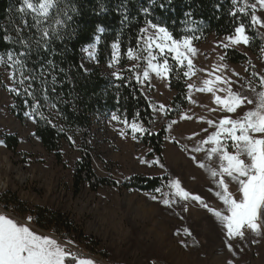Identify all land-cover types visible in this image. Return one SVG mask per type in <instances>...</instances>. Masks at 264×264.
<instances>
[{
	"label": "rangeland",
	"instance_id": "rangeland-1",
	"mask_svg": "<svg viewBox=\"0 0 264 264\" xmlns=\"http://www.w3.org/2000/svg\"><path fill=\"white\" fill-rule=\"evenodd\" d=\"M253 11L257 18L254 25L264 35V5L259 0H253ZM152 31L149 29V33ZM235 36L236 33L221 38L211 36L206 40L192 38L191 46L195 51L186 55L192 60L188 85L193 87L191 90L188 88V106L178 113L172 108L174 92L169 86V76L162 79L150 73L148 80L140 76L139 84L151 104L156 129L164 127L166 130L161 158L142 144L145 132H137L133 138L131 124L144 127L140 122L128 121L112 113L103 118L97 117L92 128L93 166L97 176L119 183L134 176L150 179L166 176L169 180H179L181 187L191 195H199L207 207L191 199L180 200L172 195L175 190L169 187L151 193L111 187L93 192L84 185L76 195L73 174L81 158L78 138L63 143L62 163H58L54 154L43 148L35 136L33 118L27 114L25 122H21L12 112L14 102L9 88H15L16 82L9 78L13 69L7 66L6 59L0 66V196H4L0 205L11 204L15 195L23 204L19 209L23 220L18 222H25L31 216L28 213L39 210H53L66 215L73 227L85 236L83 240L72 236V241L98 261H93L94 264H264V217L258 221V232L245 226L242 229L243 238H229L227 229L208 210L211 208L227 214L226 207L216 195L220 191L217 186L220 177H212L209 170H219L218 158L213 156L210 160L207 150L211 145H201V141L216 129L204 121L210 119L218 123L224 116L238 118L255 105L246 104L237 113L229 114L214 103L211 93L197 89L204 87V80L220 76L231 83L218 85L219 88L231 87L235 92L250 88L255 89V92L250 90L253 93L264 91L261 86L264 80V48L254 54L248 49L249 40L247 45L243 42L231 44L228 38ZM86 48L88 50L82 52L81 64L84 71L90 73L99 67L97 44L94 49ZM227 50L245 54L249 62H227ZM90 53L94 58L90 57ZM173 56L174 53H168L161 58V62L162 59H167L169 64L175 62ZM141 61L143 59H129L125 70L134 71ZM144 64L146 67L145 60ZM184 67L187 71V61ZM101 69L104 75L114 79H117L114 74L122 77L125 71L120 67L118 55ZM217 94L221 97L227 95L224 91ZM113 114L119 120L112 119ZM185 116L188 118L185 119ZM206 128L207 132L204 131ZM7 136L19 140V147L14 152L5 144ZM198 145L202 150L194 152ZM157 160L159 163H152ZM200 164L205 167H200ZM229 180L226 178V182ZM229 192L234 198H240L235 182L229 183ZM163 193L170 195L165 197ZM152 195L156 196V200L151 199ZM164 198L176 202L168 207L160 202ZM178 201L186 206L184 217L178 211ZM185 229L191 235L185 234Z\"/></svg>",
	"mask_w": 264,
	"mask_h": 264
},
{
	"label": "trees",
	"instance_id": "trees-1",
	"mask_svg": "<svg viewBox=\"0 0 264 264\" xmlns=\"http://www.w3.org/2000/svg\"><path fill=\"white\" fill-rule=\"evenodd\" d=\"M37 2V0H33ZM22 6V0H0V53H7L11 49L18 58L25 60L27 67H37L32 61L36 60L33 53L31 59L19 56V53L27 51L19 43H8L3 37L11 36L17 39L15 29L20 27L25 38L29 36L32 43L41 35L34 27L24 28V20L29 26L33 21L34 13L21 14L18 9ZM148 11L145 12L144 10ZM65 13L67 15H65ZM253 0H60L56 9L51 10L50 18L42 27H56L62 39L53 38L50 48L55 49V54L48 55L41 51L44 59H52L57 67L53 70L56 75V83H51V76H47L49 99H41L39 83L33 84L35 96L42 105L38 112L33 113V100L24 92L27 86L19 83V73L16 74L17 95L11 92L14 102L13 114L21 122H25V115H29L35 122V136L43 148L54 154L58 163H62V145L70 143L75 137L80 142L81 158L77 163L73 174V189L78 195L84 185L93 192L101 188L111 187L122 190H141L143 192H155L156 188H167L168 177L147 178L134 176L123 183L111 178H101L96 175L93 166V142L92 128L97 117L103 118L112 113L125 118L128 121L140 122L146 129L141 138L143 145L151 149L152 153L162 157L164 141L166 138L165 128L156 129L155 118L150 102L143 94L137 73L142 75L145 68L144 60L134 71L125 70L129 64L127 51L129 48L140 52L143 47L137 46L140 30L147 26V22L166 27L174 39L182 40L184 37H198L206 40L211 36L217 38L233 36L236 28L244 25V32L249 40L248 49L258 54L264 48V35L255 27L252 17ZM71 17V19H68ZM59 18L63 21L62 26L55 25L54 21ZM103 28L100 32L98 29ZM99 36L97 44V62L99 67L87 73L82 66L83 49L96 43L95 37ZM118 43L115 50L119 57L120 67L125 70L120 79L109 78L104 75L101 67L113 60L111 45ZM141 55L143 56L144 53ZM225 60L231 64L249 62L245 54L235 50L225 52ZM173 71L169 74V86L174 92L172 108L177 113L185 109L189 104L188 78L183 76L185 67H180L171 61ZM63 69V71H61ZM25 75H28L25 72ZM55 88V91L52 89ZM33 89H29L32 91ZM244 95L256 99V93L243 89ZM56 107H50L51 104ZM39 112L44 114L41 118ZM5 144L10 151L19 147L17 137L7 136ZM4 196H0V202ZM20 209L23 204L14 195L11 204ZM177 208L181 216H185V204L177 202ZM31 214L32 225L51 232L54 236L64 233L70 238L76 236L83 240L84 234L70 222L69 218L53 210H39ZM81 258V256H77ZM75 264V262H73Z\"/></svg>",
	"mask_w": 264,
	"mask_h": 264
},
{
	"label": "snow or ice",
	"instance_id": "snow-or-ice-1",
	"mask_svg": "<svg viewBox=\"0 0 264 264\" xmlns=\"http://www.w3.org/2000/svg\"><path fill=\"white\" fill-rule=\"evenodd\" d=\"M235 2V0H234ZM264 5V0H259ZM60 0H22V6L18 9L21 14L34 13V23L29 26L27 20H24L22 15L21 19L24 21V28L34 27L41 35L35 39L32 43V37L25 38L22 35V29L17 27L15 29L17 33V39H13L11 36L5 35L3 39L8 43H19L27 51L19 53V56L31 59L33 53L36 55V60L32 61L37 65L35 69L27 67L26 61L18 58L17 54L11 49L7 53H0V66L4 65L5 59L8 62L7 66L13 71L10 73L9 78L16 82V74L19 73L21 86H24L27 81V86L24 87V92L32 98V111L38 112L42 106L37 97L35 96V89H33L34 83H39L40 91L43 93L41 99L47 102L48 89L46 87L48 80L47 76H51V83L55 85L56 75L53 70L57 67L52 59H44L41 56V51L48 55L55 54V49L50 48V44L55 39H62L60 33L56 27L48 26L42 27L44 22L50 18L51 10L56 9ZM145 12L148 10L145 9ZM65 15H67L65 13ZM71 19V17H68ZM253 22L257 21L255 16L252 17ZM55 25L62 26L63 21L56 18ZM147 28L140 30L137 46L140 47L141 42L143 47L138 52L136 49L129 48L127 51V57L130 60H145L146 67L142 70V76L144 80H148L150 73H155L159 78H167L173 71L167 59L165 57L168 53H174L173 59L180 67L185 66L187 61V71L183 72V76L190 78L192 74V60L188 58L186 53L194 52L192 48V38L184 37L182 40L173 39L172 33L164 26L147 22ZM264 26V25H262ZM149 29H152L149 33ZM103 32V28L98 29ZM235 38L229 37L231 44H240L243 42L245 45L248 43V37L244 32V25H241L235 30ZM96 44L99 43L100 37H95ZM96 44H91L89 48H95ZM113 51V59H116V52L119 48L118 43L111 45ZM227 47V45H225ZM87 51L88 48L83 49ZM158 50V51H157ZM142 53H146V56H142ZM94 58L93 53L89 54ZM111 66V65H110ZM82 67V66H81ZM63 71V69H61ZM25 72L28 75H25ZM118 79L121 77L119 74H114ZM137 82H140V74L137 73ZM231 81L222 79L220 76H216L211 80H204V87L197 89L200 92L211 93L214 97V103L223 109L224 112L229 114L237 113L238 109L247 105H255L251 110H246L238 118H231L224 116L219 119L218 123L213 120H206L205 123L209 127H214L216 130L207 136L205 140L201 141V145H211L207 150L208 157L211 160L213 156L218 158L219 170H210L212 177L219 176L218 187L220 191L216 193L217 197L223 202L227 209V214H222L219 211L209 208L208 210L217 218L221 225L227 229V236L229 238L240 237L243 238L242 229L246 226L253 232H258L260 225L258 221L264 217V91L256 93V99L244 95L242 92H235L231 87L219 88L218 85L230 84ZM261 86L264 87V80L261 81ZM192 85H188L189 90L192 89ZM29 89H33L30 91ZM249 90L255 92V89ZM9 91L15 92L16 88H9ZM55 91V88L52 89ZM224 91L227 93L225 97H221L217 93ZM50 107L55 108L53 103ZM163 109V106H161ZM215 111V109H213ZM32 113H29L31 115ZM41 118H44V114L39 112ZM185 119L188 117L185 116ZM112 119L119 120V117L113 114ZM127 124V121H123ZM131 131L133 138L135 133L147 132L148 129L138 125L136 123L131 124ZM205 132L208 129H204ZM123 135V133H121ZM34 135V134H33ZM230 142V143H229ZM200 145L193 149L194 152L201 151ZM195 159V158H194ZM142 163H147L142 161ZM153 164L159 163V161H153ZM200 167H205L204 164H200ZM163 167V165H161ZM226 178H230L226 182ZM235 182L238 185V191L240 198H234L229 192V183ZM170 189H174L172 195L179 197L180 200L186 201L188 199L199 202L202 206L207 207L202 198L199 195H191L188 191H185L179 180L170 179L166 185ZM156 192H160V188L155 189ZM165 197H168L169 193H163ZM152 200H156V196H151ZM165 206L171 207L175 200H169L164 198L160 201ZM32 217L26 218L27 223L18 222L14 218H10L7 215L0 214V264H94L93 261L79 259L76 254L72 253L64 247L57 239L49 236L37 234L34 230L27 226L31 223ZM185 234L191 235L187 229ZM71 243V241H68ZM231 247V246H229Z\"/></svg>",
	"mask_w": 264,
	"mask_h": 264
},
{
	"label": "built area",
	"instance_id": "built-area-1",
	"mask_svg": "<svg viewBox=\"0 0 264 264\" xmlns=\"http://www.w3.org/2000/svg\"><path fill=\"white\" fill-rule=\"evenodd\" d=\"M0 212L9 216L10 218H14L16 220L22 221L23 217L21 214H19V208L17 209H9L6 205H0ZM55 239H57L61 244H63L67 249L69 248L70 250L81 253L80 249L77 248L75 243L72 241V239L67 236L64 233H59L56 235ZM68 241H71V243H68ZM158 264V263H156Z\"/></svg>",
	"mask_w": 264,
	"mask_h": 264
},
{
	"label": "crops",
	"instance_id": "crops-1",
	"mask_svg": "<svg viewBox=\"0 0 264 264\" xmlns=\"http://www.w3.org/2000/svg\"><path fill=\"white\" fill-rule=\"evenodd\" d=\"M25 223H27V221H25ZM27 226H30V228H31L32 230H34L37 234L44 235V236H49V237H51V238H55V236H54L51 232L41 230V229L37 228L36 226H34V225H32V224H28ZM64 247H65V246H64ZM65 248H66V247H65ZM66 249H67V248H66ZM79 259H84V258H79ZM85 259H86V258H85ZM90 260L96 262V261H95V258L90 259ZM96 263H97V262H96Z\"/></svg>",
	"mask_w": 264,
	"mask_h": 264
},
{
	"label": "bare ground",
	"instance_id": "bare-ground-1",
	"mask_svg": "<svg viewBox=\"0 0 264 264\" xmlns=\"http://www.w3.org/2000/svg\"><path fill=\"white\" fill-rule=\"evenodd\" d=\"M8 208L9 209H16V207H14V206H9ZM77 248L80 249L79 247H77ZM70 251H72V250H70ZM80 251L82 252V254L81 253L74 252V251H72V253H74V254L77 253L76 255H82V256L87 257L89 259H93L91 256H89L87 253L83 252L81 249H80ZM95 261L98 262L97 260H95ZM100 263H102V261Z\"/></svg>",
	"mask_w": 264,
	"mask_h": 264
}]
</instances>
